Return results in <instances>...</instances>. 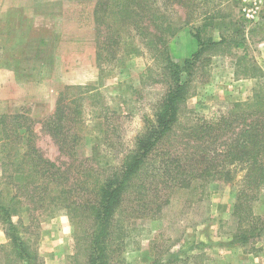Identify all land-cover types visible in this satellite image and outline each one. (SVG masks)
Wrapping results in <instances>:
<instances>
[{
    "label": "rangeland",
    "instance_id": "rangeland-1",
    "mask_svg": "<svg viewBox=\"0 0 264 264\" xmlns=\"http://www.w3.org/2000/svg\"><path fill=\"white\" fill-rule=\"evenodd\" d=\"M259 5L258 17L253 22L243 18L240 0H177L173 7L161 5L163 17L175 26L172 36L165 33L168 53L175 61L181 62L197 50L193 34L198 29L202 39L225 38L224 43L203 49L196 59L180 127L198 116L211 117L225 110L232 101L246 100L253 88L264 82V0H260ZM104 37H107L106 30L100 40ZM87 38L84 62L96 67L98 74L89 70L85 77L67 75L64 70L77 67L78 60H69L68 64L58 61L54 78L41 83L42 89L23 91L25 98L40 103L34 107L24 105L16 112L0 113L21 114L30 119L36 147L45 158L61 163V169L67 167L64 162L71 159L61 152L50 131L43 127L44 121L54 114L60 93L64 105L81 110L78 117L81 125L73 128V124L68 123L71 125L68 133L81 136L71 152L78 159L95 158L85 160L78 168L87 170L92 165L103 170L115 166L133 147L136 136L143 130L144 117L151 115L153 105L167 89L157 53L145 46L140 36L134 39L135 52L120 48L117 59L100 63L101 71L96 62L95 26L88 29ZM254 68H259L262 76L240 72L250 73ZM70 78L87 83H65ZM5 161V152L0 147V189L6 196L8 191H16L12 187L16 181L7 179L13 165H3ZM77 163L78 160L74 161ZM18 192L22 204L12 220L19 226L25 246L37 253L38 264H87L89 222L79 216L71 218L63 208L40 214L32 210L30 198ZM236 193V184L217 181L174 192L154 219L127 220L130 230L122 242L121 239L115 241L112 261L114 264H153L158 255L162 254L163 258L168 251H179L174 264H264V219H256L264 218V186L251 202L253 214L247 219L245 215L239 218L233 213ZM239 219L244 221L239 224ZM5 226L0 222V264H28L9 244ZM252 226H256L254 234H259L243 246H236L240 245L236 234L249 231Z\"/></svg>",
    "mask_w": 264,
    "mask_h": 264
},
{
    "label": "trees",
    "instance_id": "trees-1",
    "mask_svg": "<svg viewBox=\"0 0 264 264\" xmlns=\"http://www.w3.org/2000/svg\"><path fill=\"white\" fill-rule=\"evenodd\" d=\"M174 4L177 0L97 1L94 19L100 71V63L117 59L120 48L135 52L134 39L140 36L141 42L157 53L167 81V89L153 105L151 115L144 117L143 130L133 147L115 166L103 170L92 165L87 170L78 168L85 160L95 158L78 159L71 152L81 136L68 133V123L73 128L81 125V110L64 105L61 93L54 114L44 121L43 127L71 159L64 162L67 167L63 169L61 163L45 158L36 147L30 119L21 114H0V147L6 159L3 165H13L6 177L16 181L12 185L15 192L8 191L5 196L0 189V222L6 225L5 235L16 255L28 264H38L39 259L25 246L19 226L12 220L22 204L18 190L30 198L32 210L40 214L63 208L71 218L79 216L89 222L87 264H114L113 245L116 240L122 242L130 230L127 220L154 219L174 192L190 190L197 184H236L233 213L239 218L252 216L251 202L264 186V82L258 83L246 100L232 101L225 110L211 117L192 118L188 125L180 127L196 59L203 49L224 43L225 38L202 39L197 27L193 34L197 50L181 62L175 61L168 53L165 38L175 33V26L163 17L161 9V5ZM105 30L107 37L100 40ZM240 72L250 76L263 74L259 68ZM76 160L78 163L74 164ZM242 221L239 219V224ZM255 229L252 226L249 231L236 234L237 242L245 243L258 235L259 232L254 234ZM178 253L168 251L163 258L160 254L153 264H174Z\"/></svg>",
    "mask_w": 264,
    "mask_h": 264
},
{
    "label": "crops",
    "instance_id": "crops-1",
    "mask_svg": "<svg viewBox=\"0 0 264 264\" xmlns=\"http://www.w3.org/2000/svg\"><path fill=\"white\" fill-rule=\"evenodd\" d=\"M97 1L0 0V113L40 103L25 98L23 91L42 89L41 83L54 78L58 61L78 60L77 67L64 70L67 75L85 77L89 70L98 74L84 62ZM60 69L63 73L62 65ZM65 83L87 82L70 78Z\"/></svg>",
    "mask_w": 264,
    "mask_h": 264
},
{
    "label": "built area",
    "instance_id": "built-area-1",
    "mask_svg": "<svg viewBox=\"0 0 264 264\" xmlns=\"http://www.w3.org/2000/svg\"><path fill=\"white\" fill-rule=\"evenodd\" d=\"M242 2L241 14L247 22H253L259 14L260 0H240Z\"/></svg>",
    "mask_w": 264,
    "mask_h": 264
}]
</instances>
